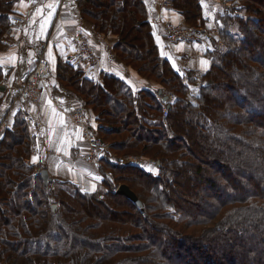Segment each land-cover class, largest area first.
<instances>
[{"label": "trees", "instance_id": "trees-1", "mask_svg": "<svg viewBox=\"0 0 264 264\" xmlns=\"http://www.w3.org/2000/svg\"><path fill=\"white\" fill-rule=\"evenodd\" d=\"M17 1L0 0V43L18 18ZM167 1L181 25H211L225 46L206 47L199 79L196 68L176 67L165 55L160 41L173 43L151 30L142 0L77 1L95 32L114 38V56L140 85L91 77L96 68L73 61L54 69L109 145L99 190L69 180L45 185L42 168L27 162L28 125L19 111L7 116L0 262L264 264V0H227L211 21L201 0ZM116 157L133 159L120 165ZM119 185L141 206L116 193Z\"/></svg>", "mask_w": 264, "mask_h": 264}, {"label": "crops", "instance_id": "crops-1", "mask_svg": "<svg viewBox=\"0 0 264 264\" xmlns=\"http://www.w3.org/2000/svg\"><path fill=\"white\" fill-rule=\"evenodd\" d=\"M78 0H18L16 13L20 23H14L9 28L0 43V66L3 76L0 85L5 91L0 94V125L9 123V115L19 111L21 118L28 125L33 141V149L28 163L47 170L49 178L60 181H71L81 188L101 189L98 176L99 167L88 164L83 160L87 152L86 143L81 138L80 131L72 125L69 115L80 108L81 102L77 97L67 93L60 87L55 78L54 69L58 61H73L75 57L73 40L78 36H87L94 51L99 54L101 61L89 75L97 77L100 72L112 74L128 81L135 89L140 85L126 68L122 67L112 52L114 38L105 37L95 32L93 24L83 18L77 4ZM147 14L161 16L172 24H182V16L163 7L165 0H142ZM227 0H201L205 16L213 20L217 8H224ZM211 33V25L205 26ZM160 29V28H159ZM160 37L159 35L157 36ZM210 37V36H209ZM208 37V38H209ZM207 38V39H208ZM159 40V39H158ZM45 42V57L50 64L52 75L46 81V91L38 105H26L24 109L12 102L13 91L19 86V80L35 64L41 51V43ZM200 42H204L201 40ZM200 43L167 44L165 39L160 41L165 55L174 66L179 64L194 66L193 58H197L205 67L207 46ZM170 46V47H169ZM169 47L168 49H165ZM204 47V52L202 48ZM187 62V64H185ZM195 70V72H199ZM82 108V107H81ZM83 109V108H82ZM87 124L90 117L86 111ZM92 119V118H91ZM92 121H90L91 124ZM3 130V129H2ZM36 157V162L33 158ZM111 157H113L111 155Z\"/></svg>", "mask_w": 264, "mask_h": 264}, {"label": "built area", "instance_id": "built-area-1", "mask_svg": "<svg viewBox=\"0 0 264 264\" xmlns=\"http://www.w3.org/2000/svg\"><path fill=\"white\" fill-rule=\"evenodd\" d=\"M171 3L167 0L163 2V7H170ZM146 21L152 31L161 30L171 43L186 42L195 43L200 40H206L211 36L209 30L205 27L184 26L181 24H172L165 21L161 16L153 17L147 14ZM21 21L14 18V23ZM75 47V57L85 67H98L101 57L97 54L87 36H78L73 40ZM41 51L34 66L25 73L19 80V86L14 89L12 102L24 109L26 105H38L46 91V81L50 78V64L45 57L46 43L42 42ZM187 64V62H185ZM4 86V85H1ZM5 87V86H4ZM173 96H168L167 100H172ZM167 114V109H163V115ZM70 121L81 133V138L86 143L87 152L83 155V160L88 164L98 167L101 158L109 151V145L101 139L87 124V117L83 109L77 108L69 115ZM5 123L0 125V135ZM131 157L118 159L120 165H127ZM111 176L110 172L105 173ZM53 190V185L51 186ZM3 264V263H0Z\"/></svg>", "mask_w": 264, "mask_h": 264}, {"label": "rangeland", "instance_id": "rangeland-1", "mask_svg": "<svg viewBox=\"0 0 264 264\" xmlns=\"http://www.w3.org/2000/svg\"><path fill=\"white\" fill-rule=\"evenodd\" d=\"M13 23H14V20H13ZM211 36L208 38V39H206V40H204V45H205V42H207L206 44H207V46H210L211 44H213V43H216V45H217V47L219 48V47H221V48H224L225 46L223 45V43L219 40V36H218V34L214 31V30H211ZM217 40V41H216ZM200 44H202V43H200ZM170 47V46H169ZM169 47H166L165 49H168ZM221 50V49H220ZM202 51L204 52V47L202 48ZM221 51H223V50H221ZM198 54H201L202 55V57H205V54H203V53H200L199 51L197 52ZM194 60H193V64H194V68H196L195 70H199V68L201 67V66H204L203 64L202 65H200V62H197L196 60H197V58L196 57H194L193 58ZM200 71V70H199ZM199 72H194V78L195 79H199ZM1 82V81H0ZM1 86V85H0ZM172 96V95H171ZM170 101V100H169ZM84 111V110H83ZM84 113H85V111H84ZM211 141H213V139H211ZM214 142V141H213ZM106 144H108L107 142H106ZM122 158H125V157H119V158H117L116 157V160H118V159H122ZM133 157H131V159H132ZM130 159V160H131ZM99 166H101V161H100V165ZM98 166V167H99ZM145 166V165H144ZM146 167V166H145ZM148 167V166H147ZM43 170V169H42ZM208 172V171H207ZM210 173V172H209ZM111 178V177H110ZM52 185H53V187H54V189L52 190V191H54L55 190V185L52 183ZM51 185V186H52ZM102 187V186H101ZM0 263H3V262H0ZM3 264H5V263H3Z\"/></svg>", "mask_w": 264, "mask_h": 264}, {"label": "water", "instance_id": "water-1", "mask_svg": "<svg viewBox=\"0 0 264 264\" xmlns=\"http://www.w3.org/2000/svg\"><path fill=\"white\" fill-rule=\"evenodd\" d=\"M4 91H5V87L0 86V92H4ZM163 99L166 101L167 97L165 96ZM40 173H41L43 182L45 183V185H48L50 178H49V174H48L47 170L43 169V170H41ZM116 193L124 195L130 201H132L136 206H138V207L141 206V202L137 199L136 195L129 189L128 186L119 185L116 189ZM53 208H55V205H53Z\"/></svg>", "mask_w": 264, "mask_h": 264}, {"label": "snow or ice", "instance_id": "snow-or-ice-1", "mask_svg": "<svg viewBox=\"0 0 264 264\" xmlns=\"http://www.w3.org/2000/svg\"><path fill=\"white\" fill-rule=\"evenodd\" d=\"M202 63H207L206 61H202ZM36 157L33 158V162L35 163L36 162Z\"/></svg>", "mask_w": 264, "mask_h": 264}]
</instances>
